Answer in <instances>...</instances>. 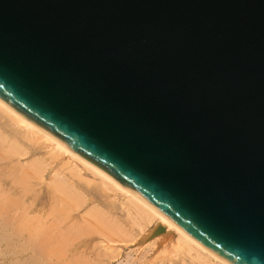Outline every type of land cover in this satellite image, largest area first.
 I'll use <instances>...</instances> for the list:
<instances>
[{
    "label": "water",
    "instance_id": "1",
    "mask_svg": "<svg viewBox=\"0 0 264 264\" xmlns=\"http://www.w3.org/2000/svg\"><path fill=\"white\" fill-rule=\"evenodd\" d=\"M0 101L227 264H264V0H0Z\"/></svg>",
    "mask_w": 264,
    "mask_h": 264
},
{
    "label": "rangeland",
    "instance_id": "2",
    "mask_svg": "<svg viewBox=\"0 0 264 264\" xmlns=\"http://www.w3.org/2000/svg\"><path fill=\"white\" fill-rule=\"evenodd\" d=\"M17 127V126H16ZM19 128V127H18ZM17 128V129H18ZM8 129V131H9V127L7 128ZM11 129V128H10ZM21 129V128H20ZM19 129V130H20ZM3 130H5V132H6V134H5V132L3 131ZM1 129V132H0V134L2 135L3 133L5 134V135H8L6 138L8 139V137L10 136V133L8 134V131L4 128V129ZM21 132H23V131H19V133H21ZM4 134H3V136H4ZM2 136V137H3ZM5 137V136H4ZM10 137H12V136H10ZM10 140H12L13 139V141H14V137L13 138H9ZM15 140H17V137H15ZM2 141L3 140H1V143H2ZM12 141V143H14ZM42 141V140H41ZM41 141H38L39 143H42ZM6 142V143H5ZM3 141V147L4 148H7V146H8V148H9V146H11V145H13L12 143H9V141L8 140H6V141ZM8 142V143H7ZM11 142V141H10ZM16 142V141H15ZM17 142H18V140H17ZM16 142V143H17ZM1 143H0V145H1ZM16 143H14V144H16ZM19 143V142H18ZM17 143V144H18ZM38 143V144H39ZM5 144V145H4ZM8 144H11V145H8ZM22 144V143H21ZM7 145V146H6ZM41 145V146H40ZM39 146H37V144H36V146H37V149L35 150H30L29 149V146L26 144V145H22V147H24L23 149H26V148H28V150H30V151H27V150H25L26 152H30L29 154H26V156H23V157H21V155H20V157L18 156L19 154L18 153H16V157L14 156V158L12 159V158H9L10 160L12 159L13 161L11 162L9 159H8V157H10V154L12 155H14L15 154V151H14V149H15V145L13 146V149L12 148H9L10 150L12 149L14 152H8L9 150L7 149H4V151L6 150L8 153H9V156L7 155L8 153L6 152V154H5V157L6 156H8V157H6L7 159H8V161H7V159L5 160V158H4V156H3V153H5L4 151H3V147L2 146H0V151H1V155H0V157H3V158H1V159H4V161H0V170H2V171H4L5 173H6V175L4 174V172H2V175H1V173H0V183H1V179H8L9 181H12V180H14V176H15V182L17 181L18 182V186H19V188H21L20 187V185H22V189L24 188V190H27L28 191V196H27V198H23V200H21L23 203H21V205L22 206H24L25 204H27L28 206H30V205H32V206H36L37 205V208H41L40 209V211H37V212H32L31 213V215L32 216H38V217H40L42 214L43 215H45V216H47V215H51V216H49L48 217V221H47V223H49L50 221H51V223L53 222V218L55 217V218H58V219H61V217H62V215L64 216L60 221H59V223H57V221H58V219H55V226L54 225H51V224H49V225H51L53 228H51L52 230H50L51 232H52V234H54V233H56L57 234V231H56V229L57 230H61V232H62V230H63V232L64 231H68V233H66V234H69V232H72V237L74 236V237H77V234L78 233H80L81 231V234H78L79 236H83V237H79L77 240L76 239H74L75 241H73L72 240V237L71 236H66V238L68 239V238H70L71 237V240L73 241V242H71V240L70 239H68L67 241H66V238H65V241H66V245H65V243H64V245H65V247L62 249V251H65V254L67 255H63V256H65L64 257V260H74L75 259V261H76V259H78L79 260V258H78V256L77 255H79V252H80V250H82V249H84V247H85V245L86 244H88V251L90 252V257L88 258L89 259V261L88 262H90V263H92V262H94V263H97V260H94V256L96 255V252H97V250H98V252H97V254L98 253H101L103 250L105 251V249L104 248H106L107 250L104 252V254L107 252V251H109V253L111 254L112 252H113V250H115V249H119V252H120V255H119V258H118V260H121L122 262L123 261H125V262H127V259H126V257L128 258V254H130L129 255V258H128V262H130V263H128V264H205V263H207V262H205L204 263V261H201L200 262V260H196V259H194V258H192L193 256H190L191 254H189V253H183V252H181V251H179V250H177V248H174V247H176V244H177V240H176V238H177V234L174 232V231H169V232H167V230L164 232V233H161L160 235H157V236H155V237H153L155 234H156V232H162L161 231V226H158L157 224H161L158 220H154L153 222H151L150 223V225L148 224L146 227H145V229L142 231L141 229H140V227L139 226H135L134 227V223H133V219L132 218H130L129 216H128V213H127V208L125 207L126 206V204H127V202H128V200H126V198H124V196H122V194H115L114 192H112L111 190H104V196L103 195H101V196H98V197H95V187L97 186V183L99 182L98 181V178H95L92 174H91V172L90 171H88V170H85V168H84V166L78 161V160H76V159H74V158H72V157H70V156H68L67 157V154L64 156V160H63V157L62 156H58L57 158H53V157H55V155L51 152V148H52V144H50L49 142L47 143H45L44 141H43V143L42 144H40ZM26 146H28V147H26ZM26 147V148H25ZM2 148V149H1ZM50 149V150H49ZM49 153H51L50 155L51 156H53L52 158H51V156L49 155ZM18 154V155H17ZM48 154V155H47ZM53 154V155H52ZM11 157H13V156H11ZM19 158V161L18 160H16V159H18ZM34 158H35V160L37 159L38 160V163H37V165L39 166V168L40 169H38V170H36L35 169V167H33V166H30V163H32V162H30L31 160L33 161L34 160ZM43 159V160H42ZM18 161L20 164H18L19 165V167H18V165L17 166H13V165H15L14 163H18V162H14V161ZM63 160V161H62ZM11 162V163H10ZM29 162V163H28ZM67 162V163H66ZM70 162V163H69ZM73 162V163H72ZM75 163V165H73ZM45 164V165H44ZM65 164L67 165V166H65ZM28 165V166H27ZM82 167H81V166ZM27 166V167H26ZM62 166V167H61ZM65 166V167H64ZM73 166H79L78 167V170L81 172V177L79 178V177H77V176H75V177H73V175L71 174V173H69V171L68 170H71L72 168H73ZM18 167V168H17ZM29 167V168H28ZM23 170H28L26 173H30V175H28V177H27V175H25L23 172H21L22 171V169ZM77 168V167H76ZM19 169V170H18ZM35 169V170H34ZM62 169V170H61ZM67 169V170H66ZM21 170V171H20ZM25 170V171H26ZM43 170V171H42ZM55 170V171H54ZM85 172H84V171ZM24 171V172H25ZM33 171V172H32ZM53 171L55 172V173H53ZM32 172V173H31ZM44 172V173H43ZM57 172V173H56ZM71 172V171H70ZM20 173H22V174H20ZM64 173V174H63ZM40 174V175H39ZM53 174H55L54 176H53ZM56 174H57V176L58 177H60L59 179H60V184H61V186H62V184H63V188L66 186L63 182H65V181H63V180H69V184H71V185H69L70 187V190H68L69 188H67V189H61L60 187L58 188V185H56V184H58L59 182H55V185L53 184V182L54 181H57V176H56ZM62 175V176H64V178H62V176H59V175ZM71 174V175H70ZM16 175H18L19 177L21 176L22 178L24 177V176H26V177H24L25 178V180L24 179H21L20 180V182H19V177H18V179H17V177H16ZM23 175V176H22ZM41 176V177H40ZM53 176V177H52ZM55 177H57L56 179H53V181L51 180L52 178H55ZM67 177V178H66ZM63 180H62V179ZM88 178V179H87ZM24 180V181H23ZM72 180V181H71ZM59 181V180H58ZM21 182H23V183H21ZM21 183V184H20ZM26 183V184H25ZM89 183V184H88ZM73 184V185H72ZM89 185V186H88ZM71 186H72V188H71ZM55 187H57V188H55ZM68 187V186H67ZM74 187V188H73ZM1 189V188H0ZM58 189V190H57ZM61 189V190H60ZM76 189H78L77 191H78V193H77V191H76ZM66 190H68V191H66ZM75 190V191H74ZM80 190V191H79ZM63 191V192H62ZM66 193H65V192ZM59 192V193H58ZM75 192H76V195H75ZM83 192V193H82ZM64 193V194H63ZM80 193V194H79ZM72 194L74 195V196H72ZM63 195V196H62ZM78 195V196H77ZM82 195V196H81ZM61 196V197H60ZM75 196H77V198H75ZM79 196H80V198H79ZM11 197L13 198H10V199H12V200H14V199H17L18 198V196L17 195H11ZM71 197V198H70ZM68 198V199H67ZM78 198L81 200H79L78 201ZM73 201H72V200ZM82 199H83V201H82ZM75 200V201H74ZM65 201V202H64ZM72 201V202H71ZM84 201H86V202H84ZM7 202H8V200H7ZM70 202H71V204H70ZM77 202V203H76ZM78 202L80 203V204H82L79 208H78V206L80 205H78ZM84 202V203H83ZM31 203H33V204H31ZM124 203H126V204H124ZM20 205V204H19ZM27 205H25V206H27ZM73 205H74V207H73ZM9 206H11V205H9ZM19 207L18 205H14V208H17V207ZM24 206V207H25ZM55 206V207H54ZM61 206V207H60ZM13 207V205L11 206V210L13 209L12 208ZM94 207H96V208H94ZM99 207V208H98ZM101 207H102V209H101ZM64 209V210H62V209ZM77 208V209H76ZM91 208H93L92 210L94 211V210H96L97 209V211H100V213H98V212H96L95 211V213H97L96 215H98V216H96L95 214H94V212H93V216H95L96 217V220L98 219H100L99 221H98V224L99 223H101L102 221H104V223H106V224H108L109 225V222H110V225H109V227L110 226H113V227H111L112 229H115V228H117V227H121V225H123L124 226V231L126 232V230H127V233H128V231L130 230L131 232H133L132 234L133 235H135L136 236V238H135V240L136 241H134V242H132V243H130L129 241L131 240V239H127V237H125L126 235H125V233L123 232V230H122V227H121V229L120 230H122V232L120 231V233H122L123 235H125L124 237H125V239H127V240H129L128 242L126 241V243L122 240L124 237L118 232V236H119V238L121 237L122 239V241L123 242H121L120 243V239H119V241H117L116 239L118 238H114V233H115V235H116V233H117V230L119 229H115L113 232H112V230H111V232L113 233V235L111 234V232H109V230L108 229H106V232H109L110 234H108V233H106L104 230L102 231V225L103 224H101V226L99 225V228L97 227L98 225L96 224V230H98V229H101L100 230V232L98 233V232H95V231H89V230H93L92 228H89V226H88V223L87 224H85V225H87L88 226V228L89 229H86V227H84L85 225H83L82 224V222H84L85 223V221H83V220H87V219H90V218H88V217H91V216H88V217H82L83 215H85V212H86V214H87V209H91ZM71 209V210H70ZM67 210V211H66ZM85 210H87V211H85ZM103 210H104V212H105V215L102 213L103 212ZM85 211V212H84ZM53 212V213H52ZM55 212V213H54ZM52 213V214H51ZM65 214H66V216H65ZM2 215H3V213H2ZM110 215V216H109ZM86 216V215H85ZM102 216V217H101ZM105 216H107V217H105ZM8 217V216H7ZM98 217V218H97ZM99 217H101V218H99ZM112 217V218H111ZM116 218V220L114 219V218ZM3 218V216H0V225L2 226V227H4V228H2L1 229V226H0V249L1 248H3L2 249V251H0V264H37V263H35V260H36V258H39L38 259V264L40 263V264H46V262H47V260L49 259V258H52L51 260H57V256L59 255L60 257H62L61 255L63 254L62 252L61 253H59L58 255H54V256H52V257H49L47 260H46V257H45V259H44V257H43V255H38V254H40V253H38V252H28V251H26V249L25 248H23L24 247V244H25V241H24V236L26 235V237H25V240H26V238H27V234H26V232H23L22 234L24 235L23 237H22V234H19L18 235V233L16 234V232L15 233H11V232H9V230L11 229V226H12V228H14V227H16V224H18L17 222L15 223L13 220H10L9 218H7V219H9L11 222H12V224H15L14 225V227H13V225L11 224V222L9 221V220H7V221H9L8 223L6 222V220L5 219H2ZM5 218H6V216H5ZM84 218V219H83ZM87 218V219H86ZM93 218V217H92ZM91 218V219H92ZM91 219H90V221H91ZM106 219V220H105ZM109 219V220H108ZM115 220V221H117L116 222V224H114V223H111V222H113L112 220ZM132 219V220H131ZM4 220V221H3ZM44 220H46V219H44ZM94 220H95V218H94ZM94 220L92 219V221L94 222ZM102 220V221H101ZM119 221H121L122 223H121V225H120V223H118ZM5 222V223H4ZM73 222V223H72ZM108 222V223H107ZM56 223L57 224H59V226L57 227L56 226ZM61 223H63V224H61ZM90 223V222H89ZM95 223H97V222H94L93 224H95ZM4 224V225H3ZM7 224V225H6ZM53 224V223H52ZM78 224L79 225H81L80 227L78 226ZM106 224H104L103 226L106 228L107 227V225ZM118 224V226L116 227V225ZM131 224V225H130ZM83 225V226H82ZM90 225V224H89ZM133 225V226H132ZM72 228H71V227ZM91 226H92V224H91ZM57 227V228H56ZM82 227V228H81ZM94 229H95V227L94 226H92ZM127 227V228H126ZM56 228V229H55ZM59 228V229H58ZM65 228H66V230H65ZM71 228V229H70ZM83 228H85V230L87 231V232H85V230L83 229ZM108 228V227H107ZM132 228V229H131ZM77 229V230H76ZM81 229H83V230H81ZM81 230V231H80ZM154 230V231H153ZM3 231H4V233H3ZM75 231H77V233H74ZM101 231L103 232V233H106L107 235H110V236H108V237H113L112 238V240L111 241H115V243H111L110 242V239L111 238H108L107 236H106V234H103V235H105L104 237H106V238H108V239H105L100 233H101ZM129 231V233H131ZM88 232H91V233H88ZM95 232V233H94ZM1 233L3 234V235H1ZM84 233V234H83ZM87 233V234H86ZM94 233V234H93ZM126 233V234H127ZM7 234H9V235H7ZM10 234H12V235H10ZM16 234V235H15ZM64 234V233H63ZM75 234V235H74ZM83 234V235H82ZM86 234V235H85ZM71 235V234H70ZM85 235V236H84ZM112 235V236H111ZM130 236H131V234H129ZM128 234H127V236H129ZM6 236V238H5V241H4V239H2V238H4ZM12 236V237H11ZM17 236V237H16ZM18 236H19V238H18ZM21 236V237H20ZM102 236V237H101ZM138 236V237H137ZM10 237V238H9ZM73 237V238H74ZM15 238V239H14ZM23 238V239H22ZM129 238V237H128ZM131 238V237H130ZM158 238H159V240H158ZM114 239V240H113ZM99 240V241H98ZM100 240H103V241H101L100 242ZM156 240V241H155ZM24 241V242H23ZM98 241V242H97ZM110 243H109V242ZM160 241V242H159ZM171 242V244H173V245H169V243ZM12 242V243H11ZM69 242H71V243H69ZM94 242H96V244H94L93 245V243ZM100 242V243H99ZM102 242H105V243H102ZM173 242V243H172ZM17 244V245H16ZM99 244H101V245H99ZM107 244H109V245H107ZM153 244V245H152ZM99 245V246H98ZM107 245V246H106ZM146 245V246H145ZM152 245V246H151ZM10 246V247H9ZM11 246H12V248H11ZM111 247L112 248V250H109L108 249V247ZM171 246L174 248V250L172 251V249L173 248H171ZM7 247V248H6ZM20 247V248H19ZM102 247V248H101ZM160 247H162V251H160L161 249H160ZM167 247V248H166ZM169 247V248H168ZM6 248V249H5ZM77 248H79V252L78 253H74V249H77ZM101 250H100V249ZM115 248V249H114ZM156 248V249H155ZM157 248H158V252H156L157 251ZM167 249V252L168 253H170V255L169 254H167L166 255V252H165V250ZM14 249V250H13ZM147 249V250H146ZM165 249V250H164ZM5 250V251H4ZM17 250V251H16ZM23 250V251H22ZM154 250H155V252H154ZM164 250V251H163ZM15 252H17V253H15ZM18 252H20V253H18ZM68 254H67V253ZM139 252H141V253H139ZM162 252L164 253L165 252V256H163L164 254H162ZM94 253H95V255H94ZM103 253V252H102ZM155 253V254H154ZM159 253H160V256L161 257H159L158 255H159ZM171 253H173V255L171 254ZM15 254V255H14ZM31 255V256H30ZM82 256H83V254H81ZM140 255V256H139ZM154 255H155V257H154ZM75 256H77V258H74ZM137 258H136V257ZM177 256V257H176ZM36 257V258H35ZM40 257H43V258H40ZM108 257V256H107ZM107 257H106V259H107ZM132 257V258H131ZM121 258V259H120ZM153 258V259H152ZM16 259V260H15ZM92 259V260H91ZM131 259H132V261H131ZM27 262H25V261ZM41 260H42V262H41ZM46 260V261H45ZM134 260V261H133ZM166 260V261H165ZM29 261V262H28ZM170 261L172 262V263H170ZM215 260H213V261H211V262H214ZM24 262V263H23ZM79 262H80V260H79ZM78 262V263H79ZM82 262V261H81ZM161 262V263H160ZM63 263V260L61 261V262H57V263H55V264H62ZM76 263V262H75ZM74 263V264H75ZM94 263H92V264H94ZM48 264H50V262L48 263ZM71 264H73V262L71 263ZM82 264H85V262H82ZM107 264H109V262L107 263ZM110 264H112V263H110ZM113 264H116L115 262L113 263ZM208 264V263H207Z\"/></svg>",
    "mask_w": 264,
    "mask_h": 264
},
{
    "label": "bare ground",
    "instance_id": "3",
    "mask_svg": "<svg viewBox=\"0 0 264 264\" xmlns=\"http://www.w3.org/2000/svg\"><path fill=\"white\" fill-rule=\"evenodd\" d=\"M17 126V127H16ZM9 127V131H8V128ZM19 127V128H18ZM6 129L7 131H8V134L10 133V136H12V137H8V139L6 138L8 135H5L6 134V132H5V130H3V129ZM11 128V129H10ZM18 128V129H17ZM21 128V129H20ZM1 129L5 132V134H4V136H3V134L1 135L0 134V143H1V140H3L4 142L6 141V140H8L9 141V143H12V141H13V139L12 140H10L9 138H13L14 137V143H16L17 142V140H18V144L16 143V144H14V143H12L13 145H11V144H8V145H11V146H9V148H12L13 149V146L15 145V149H14V151H15V154L13 155H11L10 154V157H8L9 156V153L8 152H14L12 149L10 150L9 148H8V146H7V148H4L3 147V141H2V143H1V145L0 146H2L3 147V151H4V149H8L9 151L7 152L6 150V152L8 153L7 155L8 156H6V157H8V159L9 158H14V156L16 155V153H18L17 155L20 157V155H21V157H23V156H26V154H29L28 152H26L25 150H27V151H30V150H34L35 148L37 149V146H39L40 144H42L43 143V141L46 143H50V144H52V150H51V152L55 155V157H53V156H51L50 154L51 153H49V155L51 156V158L53 157V158H57L58 156L60 157V156H62L63 157V160H64V156L67 154V157L68 156H70V157H72V158H74V159H76V160H78L83 166H84V168H85V170H88V171H90L91 172V174L95 177V178H98V183H97V186L94 188L95 189V197H98V196H101V195H103L104 196V190H111L112 192H114L115 194H122V196H124V198H126V200H128V202H127V204L126 203H124V204H126V210H127V213H128V216L130 217V218H132L131 220L133 221V223H134V227L136 226H139L140 227V229L143 231L144 229H145V227L149 224L150 225V223L151 222H153L154 220H158L161 224H157L158 226H161V231L162 232H156V234L153 236V237H155V236H157V235H160L161 233H164L166 230H167V232H169L170 230L171 231H174L176 234H177V238H176V240H177V244H176V247H174V248H177V250H179V251H181V252H183V253H189V254H191L190 256H193L192 258H194V259H196L197 261L198 260H200V262L201 261H204V263L205 262H207L208 264H227L226 262H224L223 260H221L220 258H218L217 256H215L214 254H212L211 252H209L208 250H206L204 247H202L200 244H198L197 242H195L192 238H190L187 234H185L183 231H181L177 226H175L174 224H172L170 221H168L165 217H163L162 215H160L156 210H154L150 205H148L147 203H145L144 201H142L140 198H138L136 195H134L133 193H131L130 191H128L127 189H125V188H123L122 186H120L118 183H116L115 181H113L111 178H109L106 174H104L102 171H100L99 169H97L96 167H94V166H92L91 164H89L88 162H86V161H84V160H82L81 158H79L78 156H76L75 154H73L71 151H69L65 146H63L59 141H57L56 139H54L53 137H51V136H49L48 134H46L45 132H43L42 130H40L39 128H37V127H35L34 125H32V124H30L28 121H26L24 118H22L20 115H18L16 112H14L10 107H8L6 104H4L3 102H1L0 101V132H1ZM20 129V130H19ZM19 131H23V132H21V133H19ZM3 136V137H2ZM15 137H17V140H15ZM42 140V141H41ZM11 141V142H10ZM16 141V142H15ZM38 141H41L42 143H39ZM6 143V142H5ZM8 143V142H7ZM22 143V144H21ZM39 143V144H38ZM28 145L29 146V149L30 150H28V148H26V147H28V146H26L25 148L26 149H23L24 147H22V145ZM36 144H37V146H36ZM5 145V144H4ZM41 146V145H40ZM2 149V148H1ZM35 149V150H36ZM50 150V149H49ZM4 151V152H5ZM6 152L5 153H3V156H4V158H5V160L7 159L6 157H5V154H6ZM2 153H1V151H0V155H1ZM52 154V155H53ZM48 155V154H47ZM11 156H13V157H11ZM16 157V156H15ZM1 158H3V157H0V161L2 160V161H4V159H1ZM18 158V157H17ZM8 159H7V161H8ZM10 160L11 162L13 161V160ZM16 160H18L19 161V158L18 159H16ZM14 161V162H18V161ZM43 160V159H42ZM62 160V161H63ZM10 162V163H11ZM20 162V161H19ZM14 163L15 165H13V166H17L18 164H20V163ZM30 162H32V163H30V166H33V167H35V169L36 170H38V169H40L39 168V166L37 165V163H38V160L36 159L35 160V158H34V160L32 161H30ZM29 163V162H28ZM67 163V162H66ZM70 163V162H69ZM73 163V162H72ZM45 165V164H44ZM73 165H75V163L73 164ZM1 166V165H0ZM28 166V165H27ZM26 166V167H27ZM65 166H67L66 164H65ZM64 166V167H65ZM81 166V165H80ZM18 167H19V165H18ZM17 167V168H18ZM62 167V166H61ZM77 167V168H76ZM73 166V168L71 169V170H68L69 171V173H71L72 175H73V177H75V176H77V177H81L82 175H81V172L78 170V167L79 166ZM82 167V166H81ZM29 168V167H28ZM22 169V168H21ZM34 169V170H35ZM19 170V169H18ZM26 170V169H25ZM23 170L22 169V171L21 172H23L24 174L28 171V170ZM62 170V169H61ZM67 170V169H66ZM25 171V172H24ZM43 171V170H42ZM55 171V170H54ZM53 171V173H55ZM71 171V172H70ZM84 171V170H83ZM2 172H4V171H2V170H0V173H1V175H2ZM33 172V171H32ZM31 172V173H32ZM85 172V171H84ZM44 173V172H43ZM57 173V172H56ZM4 174L6 175V173L4 172ZM20 174H22V173H20ZM64 174V173H63ZM70 174V175H71ZM25 175H27V177H28V175H30V173L28 174V173H26ZM40 175V174H39ZM55 174H53V176H54ZM3 176V175H2ZM7 176V175H6ZM18 175H16V177H17ZM23 176V175H22ZM31 176V175H30ZM52 176V177H53ZM56 176H57V174H56ZM59 176H62L61 174L59 175ZM19 177V176H18ZM18 177H17V179H18ZM24 177H26V176H24ZM22 178L21 176L19 177L20 179H19V182H20V180L21 179H24L25 180V178ZM41 177V176H40ZM58 177V176H57ZM57 177H55V178H52L51 180L53 181V179H56ZM29 178V177H28ZM60 177H58L57 178V181H54L53 182V184L55 185V182H59L58 184H56V185H58V188L60 187L61 189H67V188H69L70 186L69 185H71V184H69L70 182H69V180H66L65 178H64V176H62V178H64L65 180H63L62 178V180L63 181H65V182H63L66 186L63 188V184H62V186H61V184H60V179H59ZM67 178V177H66ZM88 179V178H87ZM15 176H14V180H12V181H9L8 179H1V183H0V216H3V218L2 219H5L6 220V222L8 223L10 220H15L14 222L16 223H18L19 221V223L18 224H16V227H14V225L15 224H12V222H11V224L13 225V227L14 228H12V226H11V229L9 230V232H13V233H15L16 232V234L18 233V235L19 234H22L23 232H26V234H27V238H26V240H25V237H26V235L24 236L23 234H22V237L24 238V241H25V244H24V247L23 248H25L26 249V251H28V252H38V253H40V254H38V255H43V257L45 256L46 257V260L49 258V257H52V256H54V255H58L59 253H63L61 256L62 257H60L59 255L57 256V260H51L52 258H49L48 260H47V262H46V264H48L49 262H50V264H55V263H59V262H61L62 260H63V263L62 264H71L72 262H73V264L75 263V264H82V262H85V264H92V263H94V262H92V263H90V262H88L89 261V257L92 255H90V252L88 251V244H86L85 245V247H84V249H82V250H80V252H79V248H77V249H74L73 251H74V253L76 254V253H78L79 252V255H77L78 256V258H79V260H80V262H79V260L78 259H76V261H75V259L73 260H64V257L65 256H63V255H66L65 254V251H62V249L65 247V245H66V241L68 240V239H70L71 240V237H72V232H69V234H66V233H68V231L66 232V231H64L63 232V230H62V232H61V230L59 229V230H57L56 228L59 226V224H57V223H59V221L64 217L63 215H62V217H61V219H58V218H53L54 220H53V224L51 223V221L49 222V223H47V219H48V217L49 216H51L50 214L49 215H47V216H45V215H41L40 217H38V216H32L31 215V213L32 212H37V211H40V209L41 208H37V205L36 206H32V205H30V206H28L27 204H25V205H27V206H22L21 205V203H23L21 200H23V198H27V194H28V191L27 190H24V188L22 189V185H20V187L21 188H19V184H18V182L16 181L15 182ZM23 180V181H24ZM27 180V179H26ZM25 180V181H26ZM59 180V181H58ZM72 181V180H71ZM21 183H23V182H21ZM20 183V184H21ZM26 184V183H25ZM89 184V183H88ZM55 185V186H56ZM73 185V184H72ZM68 186V187H67ZM89 186V185H88ZM55 188H57V187H55ZM71 188H72V186H71ZM74 188V187H73ZM60 189V190H61ZM58 190V189H57ZM68 190H70V188L68 189ZM68 190H66V191H68ZM78 189H76V191H77ZM75 191V190H74ZM80 191V190H79ZM63 192V191H62ZM65 192V191H64ZM59 193V192H58ZM66 193V192H65ZM77 193H78V191H77ZM83 193V192H82ZM17 195L18 196V198L17 199H14V200H12L13 198L11 197V195ZM64 194V193H63ZM80 194V193H79ZM75 195H76V192H75ZM63 196V195H62ZM72 196H74L73 194H72ZM78 196V195H77ZM77 196H75V198H77ZM82 196V195H81ZM61 197V196H60ZM10 198H12V199H10ZM71 198V197H70ZM79 198H80V196H79ZM78 198V201L80 200ZM68 199V198H67ZM7 200H8V202H7ZM72 200V199H71ZM73 201V200H72ZM71 201V202H72ZM75 201V200H74ZM81 201V200H80ZM82 201H83V199H82ZM65 202V201H64ZM71 202H70V204H71ZM84 202H86V201H84ZM83 202V203H84ZM77 203V202H76ZM20 204V205H19ZM31 204H33V203H31ZM80 203L78 202V205H79ZM9 205H13V209L11 210V206H9ZM14 205H18L19 207H17V208H14ZM82 204H80L79 206H78V208L81 206ZM55 207V206H54ZM61 207V206H60ZM73 207H74V205H73ZM75 208V207H74ZM94 208H96V207H94ZM99 208V207H98ZM62 209V208H61ZM77 209V208H76ZM93 208H91L90 210L89 209H87V210H85V211H87V214H86V212H85V215H83L82 217H88V216H91V217H88V218H92L93 220H94V218H95V220H94V222H97V223H95V224H93L94 222L92 221V219H91V221H90V219H87V220H83V221H85V223L84 222H82V224L83 225H85V224H87L88 223V226H89V228H92L93 230H89V231H95V232H100V230L102 229V231L104 230L105 232H106V229H108L109 230V232H111V230H112V232L115 230V229H118L119 227H117L118 226V224L116 225V227L117 228H115V229H112L111 227H113V226H110L109 227V225H110V222H109V225L108 224H106V223H104V221H102L101 223H99L98 224V221L100 220H96V217L95 216H93V212H94V214L96 215L97 213H95V211L96 212H98V213H100V211H97V209L96 210H92ZM101 209H102V207H101ZM62 210H64V209H62ZM71 210V209H70ZM67 211V210H66ZM2 213H3V215H2ZM53 213V212H52ZM51 213V214H52ZM55 213V212H54ZM104 215H105V212H104V210H103V212H102ZM5 216H6V218H5ZM8 216V217H7ZM65 216H66V214H65ZM96 216H98V215H96ZM110 216V215H109ZM102 217V216H101ZM101 217H99V218H101ZM105 217H107V216H105ZM7 218H9V219H7ZM83 218V219H84ZM98 218V217H97ZM112 218V217H111ZM114 218V217H113ZM44 219H46V220H44ZM55 219H58V221H57V223H56V231H57V234L56 233H54V234H52V232L50 231V230H52L51 228H53L51 225H54L55 226ZM102 219V218H101ZM115 220H116V218H114ZM112 220L113 222H111V223H114V224H116V222L117 221H115V220ZM7 220H9V221H7ZM106 220V219H105ZM109 220V219H108ZM4 221V220H3ZM87 222V223H86ZM90 222V223H89ZM100 222V221H99ZM5 223V222H4ZM73 223V222H72ZM108 223V222H107ZM118 223H120V225H121V221H119ZM49 224H51V225H49ZM61 224H63V223H61ZM90 224V225H89ZM91 224H92V226H94L95 227V229L91 226ZM96 224L98 225L97 227L99 228V225L101 226V224H106L107 225V227L105 228L103 225H102V228L101 229H98V230H96ZM4 225V224H3ZM7 225V224H6ZM82 225V226H83ZM131 225V224H130ZM1 226V225H0ZM78 226L80 227L81 225H79L78 224ZM88 226L87 225H85L84 227H86V229H89L88 228ZM123 225H121V227H122ZM133 226V225H132ZM71 227V226H70ZM121 227L117 230V233H116V235H115V233H114V235H113V233L111 232V234L114 236V238H117L116 240L117 241H119V239H120V243L121 242H125L126 243V241L128 242L129 240H127V239H131L129 242L130 243H132V242H134V241H136L135 240V238H136V236L135 235H133L132 233L133 232H131L130 230V232L131 233H129V231H128V233H127V230H126V232L124 231V226L122 227V230H123V232L125 233V235H123L122 233V230H120L121 229ZM2 228H4V227H2L1 226V229ZM72 228V227H71ZM70 228V229H71ZM82 228V227H81ZM127 228V227H126ZM84 230H85V228H83ZM83 229H81V230H83ZM132 229V228H131ZM65 230H66V228H65ZM77 230V229H76ZM80 230V231H81ZM83 230V231H84ZM122 232V233H120V231ZM53 231V230H52ZM55 231V230H54ZM53 231V232H54ZM101 231V235L104 237L105 235H103V234H106V233H108V234H110L109 232H106V233H103ZM154 231V230H153ZM66 232V233H65ZM82 232V231H81ZM81 232L80 233H78V234H81ZM85 232H87L86 230H85ZM94 232V233H95ZM118 232L124 237H127V239H125V237L122 239L121 237L119 238V234H118ZM3 233H4V231H3ZM64 233V234H63ZM74 233H77V231H75ZM88 233H91V232H88ZM93 233V234H94ZM129 235V234H131V236L129 235V236H127V234ZM15 234V235H16ZM71 234V235H70ZM77 234V237H72V240L73 241H75L74 239H78L79 237L81 238V237H83V236H79ZM84 234V233H83ZM82 234V235H83ZM87 234V233H86ZM85 234V235H86ZM1 235H3L2 233H1ZM7 235H9V234H7ZM10 235H12V234H10ZM75 235V234H74ZM84 235V236H85ZM111 235V236H112ZM66 236L68 237V236H71L70 238H66ZM101 236V237H102ZM106 236L108 237V236H110V235H107L106 234ZM12 237V236H11ZM17 237V236H16ZM21 237V236H20ZM129 237V238H128ZM131 237V238H130ZM138 237V236H137ZM5 238H6V236L4 237V238H2V239H4V241H5ZM10 238V237H9ZM18 238H19V236H18ZM22 238V239H23ZM65 238H66V241H65ZM105 239H108V238H111V237H108V238H106V237H104ZM113 238V237H112ZM112 238L110 239V242L111 243H115V241L113 242V241H111L112 240ZM7 239V238H6ZM15 239V238H14ZM20 239V238H19ZM123 241H122V240ZM71 240V242H73ZM109 240V239H108ZM114 240V239H113ZM126 240V241H125ZM158 240H159V238H158ZM23 241V242H24ZM99 241V240H98ZM97 241V242H98ZM101 241H103V240H100V242ZM132 241V242H131ZM156 241V240H155ZM71 242H69V243H71ZM99 242V243H100ZM109 242V241H108ZM109 242V243H110ZM128 242V243H129ZM160 242V241H159ZM170 242V241H169ZM12 243V242H11ZM64 243H65V245H64ZM102 243H105V242H102ZM173 243V242H172ZM94 244H96V242H94L93 243V245ZM171 244V242L169 243V245ZM17 245V244H16ZM99 245H101V244H99ZM98 245V246H99ZM107 245H109V244H107ZM106 245V246H107ZM153 245V244H152ZM151 245V246H152ZM171 245H173V244H171ZM146 246V245H145ZM10 247V246H9ZM7 248V247H6ZM5 248V249H6ZM11 248H12V246H11ZM20 248V247H19ZM102 248V247H101ZM107 248V247H106ZM106 248H104L105 249V251L107 250ZM167 248V247H166ZM165 248V249H166ZM169 248V247H168ZM171 248H173L172 246H171ZM174 248L172 249V251L174 250ZM2 249L3 248H1L0 249V251H2ZM100 249V248H99ZM108 249L109 250H112V248L109 246L108 247ZM115 249V248H114ZM156 249V248H155ZM160 251H162V247H160ZM164 249V250H165ZM14 250V249H13ZM101 250V249H100ZM147 250V249H146ZM163 250V251H164ZM5 251V250H4ZM17 251V250H16ZM23 251V250H22ZM104 250L101 252V253H98L97 254V252H98V250H97V252H96V255H95V253H94V260H97V263H94V264H107L108 262H109V264L110 263H116V264H128V263H130V262H128V258H129V255L130 254H128V258L126 257V259H127V262H125V261H121V260H118V258H119V255H120V252H119V249H115V250H113V252L110 254L109 253V251H107L105 254H104V252H105ZM170 251V250H169ZM168 251V252H169ZM154 252H155V250H154ZM156 252H158V248H157V251ZM165 252H166V255L167 254H169L170 255V253H168L167 252V249L165 250ZM165 252L163 253L162 252V254H164L163 256H165ZM15 253H17V252H15ZM18 253H20V252H18ZM67 253V252H66ZM139 253H141V252H139ZM36 254V253H35ZM68 254V253H67ZM81 254H83V256L81 255ZM155 254V253H154ZM172 255H173V253H171ZM15 255V254H14ZM31 256V255H30ZM67 256V255H66ZM77 256H75L74 258H77ZM108 256V257H107ZM140 256V255H139ZM159 257H161L160 256V253H159V255H158ZM43 257H40V258H43ZM45 257H44V259H45ZM106 257H107V259H106ZM136 257V256H135ZM154 257H155V255H154ZM177 257V256H176ZM36 258V257H35ZM132 258V257H131ZM137 258V257H136ZM38 259L39 258H36V260L38 261ZM121 259V258H120ZM153 259V258H152ZM16 260V259H15ZM35 260V263H37L38 264V262ZM45 260V261H46ZM92 260V259H91ZM213 260H215L214 262H211V261H213ZM25 261V260H24ZM82 261V262H81ZM131 261H132V259H131ZM134 261V260H133ZM166 261V260H165ZM26 262V261H25ZM29 262V261H28ZM41 262H42V260H41ZM79 262V263H78ZM24 263V262H23ZM27 263V262H26ZM161 263V262H160ZM170 263H172L171 261H170ZM207 263H205V264H207ZM29 264V263H28ZM40 264V263H39ZM44 264V263H43ZM159 264V263H158ZM178 264V263H177Z\"/></svg>",
    "mask_w": 264,
    "mask_h": 264
}]
</instances>
